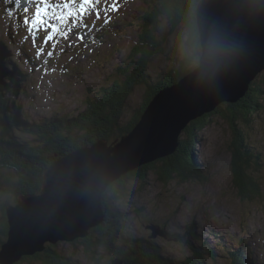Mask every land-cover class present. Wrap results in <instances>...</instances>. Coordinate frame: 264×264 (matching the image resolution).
<instances>
[{
  "label": "rangeland",
  "instance_id": "1",
  "mask_svg": "<svg viewBox=\"0 0 264 264\" xmlns=\"http://www.w3.org/2000/svg\"><path fill=\"white\" fill-rule=\"evenodd\" d=\"M151 1L153 0H101L100 4L97 5L100 12L99 19H97L95 11L84 16L80 22L69 18L64 22L65 36H53V39L47 42L46 38L51 29L41 30L36 34L30 32L29 25L24 23L26 18L31 21L36 7L29 8V12L18 14L21 17L20 30L22 32H19L16 39H13L11 34L15 32H11V27L7 24L2 10L3 6H0V45L6 56L4 63L0 60L1 67L4 65L6 71V73L0 71V83L6 89L17 83L20 74L25 79V83L20 87L22 94L18 97V102L16 104L10 103V110L17 111L20 109L17 114L18 119L23 122L22 128L18 130L21 140L27 142L36 140L31 131L36 125L40 128L39 123L41 121L37 119L74 118L86 111L89 101L97 99L103 88L118 82V79L122 77L121 69L126 68L130 63L134 47L144 33L141 18L147 11L148 2ZM154 1L159 2V0ZM190 1L196 5L195 16L198 26L200 24L203 27L207 22V28L212 30L211 32L225 27L214 18L213 22H209L208 16L205 12L203 13V9L207 10L215 4V1ZM255 1L261 2L262 0ZM66 2L67 0H56L55 4ZM113 4L118 11L112 10ZM209 4L211 5L209 6ZM237 4H239V0L235 1V5ZM257 6L255 3L254 9ZM255 13H259L257 14L259 15L258 19H264V14L256 11ZM250 17L248 14L246 21H249ZM161 20H165V18H161ZM249 22L250 26H255L254 22L260 23L259 20ZM112 23L115 27L108 36H104L102 43L90 37V33L95 27L107 26ZM259 25L264 32V23ZM14 27H18L17 18ZM242 29L247 34L246 29L244 27ZM160 31L158 40L162 52L155 55V61L149 69L155 81L178 69L182 60L195 57V47L190 44L189 31L185 29L184 24L181 26L174 25L172 28V25L165 20L164 24L160 26ZM199 35L201 38L203 37L201 28H199ZM230 38L229 42H233L234 39L231 38L230 40ZM248 42L249 40L241 38L236 40L235 45L241 48L250 47L251 44ZM201 46L202 55L200 57L201 59L203 57L204 68L207 69L215 63H212L209 55L205 53L203 41ZM0 55H2L1 52ZM248 56L249 54H242L243 58H248ZM197 59L199 58L195 57L189 66L198 65ZM212 59L217 62L216 55ZM241 63L242 68L251 66L242 58ZM251 70L246 69L245 76L250 75ZM12 71L19 72V75L16 76L17 79ZM253 74L251 73V76ZM201 75L203 76L202 71ZM216 75H218L216 80L219 82L223 76L229 75V71L223 70ZM249 83L246 95L251 93L248 102L253 103L256 92L262 89L264 95V70L257 74L253 82ZM147 92V88L142 86L137 88L129 98L125 109L124 123L127 124L135 118L134 114H137L141 109ZM5 93L8 97L4 105L6 104L8 108L10 91H4L3 94ZM157 96L158 94L154 97ZM245 97L240 98L239 104L244 101ZM154 101L157 102V98L152 102ZM261 104L264 105V97ZM237 105L238 102L235 100L226 103L223 107L225 110L237 109L240 114L246 106L237 107ZM220 106L211 113L216 112ZM23 111H28V114L36 121L22 118L25 116L22 114ZM144 114L145 112L138 121L142 120ZM208 114L206 113L203 117ZM149 115H146L145 118L150 121L151 115ZM212 121L210 128L206 129L202 135H198L197 139L200 145L196 148L195 160L198 165H195L202 178L184 183L178 181L162 183L157 179L153 170L148 171L143 179H132L128 182L126 194L118 193L116 198H112L110 209L122 212L121 216L123 214L125 226L122 229V234L124 239H140L144 247H155L158 250V256L161 257V254L164 253L165 258L177 264L192 256L193 250L184 243L188 240L187 232H189L190 227L194 229L197 236L201 237L198 242L200 245L203 243L202 239H210L208 245L205 246V250L210 253V257L206 256V264H233L232 256H234L235 251L239 255V250H243L247 261H257V264H263L264 196L261 201L255 202H243L240 197L238 198L231 173L233 153L228 151L227 146L232 136L230 124L228 120L219 115L214 116ZM251 123L254 124L251 128L249 143L252 145V150L255 149L256 155L259 156V163L262 164L259 179L264 189V108L256 120L250 121ZM190 124L192 125V122ZM171 128L176 130L173 126ZM73 135L75 138L82 137V133L79 131H74ZM184 139L185 136L183 135L179 140L183 141ZM2 145L0 144V147ZM87 158L84 159L83 164H86ZM72 165V168L76 170L81 166V161H74ZM3 167L6 166L3 165ZM5 170L9 173L18 172L17 169L8 166ZM8 178L5 173L0 175V180H8ZM54 178L53 176L51 179ZM56 184L58 187L63 186L58 179H56ZM113 184L111 185L113 186ZM41 190L42 186L39 191ZM74 192L81 194L80 189H75ZM71 194L72 192L67 195ZM3 203L4 205L8 203L6 207H15L17 202L4 200ZM1 211L0 215H2ZM104 211L106 210L102 202L103 221L90 229L88 236L93 229L101 226L105 221L107 215ZM169 235L173 238H170ZM183 237H187L184 242L181 241ZM59 242L57 245L47 244L48 246L53 244L58 253L63 254L64 257L71 256L72 261L77 264H104L107 261L113 263L118 260V258L107 255L105 251H101L97 263H94V256L85 254L81 245L73 244L75 241L72 243ZM16 243L9 242V238H7L5 247H8L4 249L5 252L2 253L1 251L0 256L12 258L10 251L20 247V245L16 246ZM194 245L198 247L197 243Z\"/></svg>",
  "mask_w": 264,
  "mask_h": 264
},
{
  "label": "trees",
  "instance_id": "2",
  "mask_svg": "<svg viewBox=\"0 0 264 264\" xmlns=\"http://www.w3.org/2000/svg\"><path fill=\"white\" fill-rule=\"evenodd\" d=\"M195 13L196 5L190 0H159V2L153 0L148 2L147 11L141 18L144 33L134 47L130 63L126 68L121 69L122 77L115 84L103 88L99 97L91 100L86 111L78 117L56 122L45 119L42 121L46 124L45 126L40 128L37 125L34 126L32 132L36 137V143L20 139L21 135L16 131V128L21 123L15 113L6 119L5 127L3 123L1 124L0 134L3 137L0 144L3 145L0 147V155L3 156L2 162L6 167L17 169L19 178L14 179L5 170L6 167H0V175L2 171L9 175L8 180H0V187H2L0 188V210H2V215H0V249L9 237V223L6 215L8 203L4 205V200H11L15 203L17 198L19 199L21 196L39 192L44 170L50 167L56 159L65 156L76 148L89 146L99 140L112 142L131 133L153 97L192 71L189 64H192L195 57L200 58L202 55L200 52L202 50L201 37ZM161 18H165L172 25V28L174 25H185V29L189 31L190 44L195 47V57L184 59L177 70L171 71L162 79L155 81L149 73V68L155 61V55L162 52V47L158 41V36L161 33L160 26L164 24ZM142 86L147 88L146 98L141 109L137 114H134L135 118L126 124L124 123V116L128 100L137 88ZM4 87L0 83V92L4 93V91L10 90V88L4 89ZM250 95L251 93L246 95L240 104L238 102L237 107L246 106L240 114L234 108L225 110L223 106L226 104H223L216 112L193 121L192 125H189L184 131L185 139L179 140L180 146L175 155L137 169L114 183L109 188L108 198L104 202L106 210L104 212L107 216L103 224L93 229L87 238L77 239L73 244L81 245L85 254L93 255L94 263H97L101 251H105L107 255L118 258L124 264H177L165 258L164 253L161 254V257L158 256V250L155 247H144L131 239L123 240L124 220L118 210L110 209L111 199L116 198L118 193L126 194L128 182L132 179H143L146 173L152 170L162 183L172 181L184 183L202 178L195 165L197 164L195 152L200 145L197 139L198 135L203 134L205 129L210 128L213 122L212 118L217 115L228 120L230 124L232 136L227 146L228 151L233 153L231 173L238 198L240 197L243 202L261 201L264 196L263 185L259 179L262 164L259 163L260 159L256 155L255 149L252 150L249 138H251V128L254 124H250V121L256 120L264 108V105L261 104L264 97L263 90L256 92L253 103L248 102ZM74 131L81 132L82 138L76 139L73 135ZM8 135H10L8 139L4 140ZM188 231V238L191 240H189L190 243L186 242V244L191 246L193 253L191 257L180 264H206V256L210 257V253L205 250L208 239H204L203 245L196 247L194 242L199 238L190 229ZM53 246V244L49 246L47 244L43 252L23 257L22 260L14 264H36L40 262L42 264H77L72 261L71 256H62L63 254L58 253ZM238 253L239 255L235 251L234 256H232L233 264H257V261H247L243 250H239ZM104 264H111V261Z\"/></svg>",
  "mask_w": 264,
  "mask_h": 264
},
{
  "label": "water",
  "instance_id": "3",
  "mask_svg": "<svg viewBox=\"0 0 264 264\" xmlns=\"http://www.w3.org/2000/svg\"><path fill=\"white\" fill-rule=\"evenodd\" d=\"M262 1L247 0V2L256 3L262 10V12L255 10L256 12L264 14V0ZM255 11L254 13L252 11L251 14H256ZM257 14H249L251 16L249 21L259 20V22L261 21L260 23H264V19H258L259 15ZM253 24L256 30H259L261 27L257 22ZM207 25L206 22L203 27L200 24L198 26V29L201 28L203 33L201 42L203 41L205 45L204 50L207 55L213 58L217 54L214 49H211V43L208 41L212 33H223V35L228 37L226 44L235 45V40L229 42L230 37L234 39L231 36L232 30H226L228 29L226 28L224 31L221 29L222 31L216 30L215 32H211L207 28ZM257 38L259 39L260 36ZM248 43L251 44L250 47L244 46L241 48L236 46L234 56L226 61V63H230V68L226 70L229 71V74L231 70H239L234 77L236 81L233 82L234 79L230 81V76L227 75L223 76L221 81H217V83L208 88L201 85H191L196 80H200L202 76L201 71L204 76L209 70V68H204L202 57L201 66L195 73L182 79L179 84L163 90L157 97L153 98V100L157 98V102L151 101L142 120L136 124L131 133L112 144L102 140L92 145V147L78 149L69 156L56 161L50 168H47L44 173L42 190L34 195L20 197L15 207H8L6 209L7 220L10 226L9 242H17L15 245H20V247L10 251L12 252V258L0 256V264H14L23 257L36 255L46 248L47 243L55 244L59 241L74 242L81 237H87L88 231L103 221L102 201L105 192L111 184L139 168L173 156L180 146V137L191 122L203 117L206 113L210 114L221 104L235 100L239 102L240 98L246 96L248 86L250 85L249 82H253L257 74L264 70V38L260 40V43H254L250 40ZM253 44L255 49L258 44L261 45V48L254 50L252 48ZM243 53L249 54L248 58H243ZM233 58L234 60L232 61ZM241 58L243 61L247 60L249 62L247 64L251 66H244L242 68ZM214 63L216 65L217 62L214 61ZM246 69H252L248 76H245ZM251 73L254 74L251 76ZM207 89L212 90L209 92ZM183 101H186V103ZM148 114L151 115L150 121L145 118ZM171 115L181 117L182 126L171 124L168 118ZM169 124L175 127L176 130H173ZM164 127L170 129V131L168 133L162 132ZM157 130L160 131L156 132ZM158 135L165 140L164 143H158L151 139L153 136L156 137ZM85 158H87V162L83 164L82 162H84ZM78 160L81 161V165L84 167L74 170L72 163ZM53 176L55 178L51 179ZM56 179L59 182L60 179H65L79 187L81 194H76L80 195L81 204L80 207H74L76 213L79 214V218L76 215L74 216L73 210H69L62 205L66 200H71L69 196L63 200H58L62 205L61 208L53 207L46 201L45 198L47 196L52 198L58 197L59 193L67 195L72 192L69 190V186L63 185L62 187H58ZM85 180L89 182L88 185L83 184ZM91 191L93 193H90ZM76 194L72 195L76 196ZM25 205H27V211L24 210ZM46 210H48V213ZM71 216L75 218L69 220ZM4 247L5 245L2 247V253L5 252L4 249L8 246ZM111 264H123V262L117 260Z\"/></svg>",
  "mask_w": 264,
  "mask_h": 264
},
{
  "label": "bare ground",
  "instance_id": "4",
  "mask_svg": "<svg viewBox=\"0 0 264 264\" xmlns=\"http://www.w3.org/2000/svg\"><path fill=\"white\" fill-rule=\"evenodd\" d=\"M213 1H215V4L214 5L209 4V6L210 5L211 6H210V8H207L208 11L203 9V13L205 12V14L208 16L207 20L209 22H213V20L216 19L221 23L222 26H225L224 28H228L229 30H232L231 36L234 37L235 43H236V38L239 39V37H241L242 39H245L247 41L250 40L251 42H254V43H257V42L260 43V40L262 38H264V32H262L261 27L259 28V30H256V29H254L255 26H250V22L246 21V19H245V17H247L248 14L252 13V11H253V13L255 10L262 12L260 7L257 6L256 9H254L255 3L247 2V0H239V4H237V5H235L236 0L235 1L234 0H213ZM17 18L21 19V17L18 15H17ZM247 26H249V27H247ZM243 27L246 29L247 34L243 31V29H242ZM224 28L222 29L223 31L225 30ZM258 36H260L259 39L257 38ZM230 40H231V38H230ZM208 41L211 43V49H214V51H216L218 54V55L216 54L217 63H216V65H213V66L211 65L212 67H209L208 72L204 76H201L199 81L196 80L191 85H194V86H200L201 85V86H205L207 88L211 87V85L217 83L216 77L214 75H216L220 71H223V70L225 71V70L230 68V63H226V61L230 60V57L234 56V51L236 50V45H227L226 42L228 41V37L223 35V33H219V32L212 33L209 36ZM252 48H254V50H259L261 48V45L258 44V46L255 49V46L253 44ZM244 51H245V49H244ZM236 54H237V52H236ZM261 56H262V53H261ZM209 57H210V61L211 62L213 61V63H214L212 56H209ZM246 62L249 63L247 60H246ZM241 70H243V69H241ZM12 72H15V71H12ZM238 72H239V70H237V71L231 70V72L229 74L230 81H232L234 79L235 75ZM239 74H241V73H239ZM234 81H236V80L234 79L233 82ZM187 85H189V83H187ZM207 90L210 92L212 89H207ZM183 102L186 103V101H183ZM145 113H146V111H145ZM22 114L25 115L22 118L27 119V117H28L29 121H36L35 118L31 117L28 114V111H23ZM26 115H27V117H26ZM168 118H169V121L171 122V124H173V125L182 126V124H183L181 117L171 115V116H168ZM45 119L49 120L51 122L52 118L37 119V120L41 121V123H39L40 125L38 124L40 127L46 125V124L42 123V121ZM159 131L160 130H157L156 132H159ZM169 131H170V129H168L166 127H164V129H162V132H164V133H168ZM151 139L153 141L158 142V143H164L165 142V140L162 137H159V135L156 137L153 136V138H151ZM80 167H84V166L81 165ZM123 177H121V179ZM60 183L62 185L69 186V190L72 191V194H76L74 192V190L79 189V187H77L75 184H73L70 181H67L65 179H62V180L60 179ZM83 184L88 185L89 182L87 180H85ZM90 193H93V192L91 191ZM95 193H96V191H95ZM72 194L66 195L64 193L63 194L59 193L58 197L55 196V197L51 198L50 196H47L45 199L53 207L61 208L62 205H64L69 210L70 209L73 210L74 216L76 215L77 218H79V214L76 213V209L74 210V207H80L81 198H80L79 194L78 195L76 194V196H74ZM40 196H42V195L40 194ZM68 196L71 200H66V202L62 203V205L58 202V200H63ZM16 205H17V203H16ZM24 210L27 211L26 207H24ZM46 212L48 213V210H46ZM74 216H71V219H69V220H72L73 218H75ZM43 220L45 221L44 218H43ZM26 234H27V232H26Z\"/></svg>",
  "mask_w": 264,
  "mask_h": 264
},
{
  "label": "snow or ice",
  "instance_id": "5",
  "mask_svg": "<svg viewBox=\"0 0 264 264\" xmlns=\"http://www.w3.org/2000/svg\"><path fill=\"white\" fill-rule=\"evenodd\" d=\"M5 2L20 4V0H5ZM30 2H33V0H30ZM34 2L36 9L33 17L31 21L26 18L24 23L29 25L30 32L36 34L41 30L47 31L51 29V32L46 38V42L51 41L53 36H65L64 22L69 18L73 21L80 22L84 16L92 11H95L97 19L100 18L97 5L100 4L101 0H79V2L77 0H67L63 4L51 3L49 0H34ZM112 10L118 11L115 4L112 5ZM24 11L27 12L28 9H24ZM80 39H83V37H80Z\"/></svg>",
  "mask_w": 264,
  "mask_h": 264
}]
</instances>
